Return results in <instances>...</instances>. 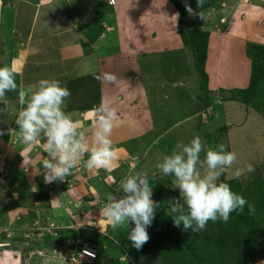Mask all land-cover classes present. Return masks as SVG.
<instances>
[{
	"label": "crops",
	"instance_id": "crops-1",
	"mask_svg": "<svg viewBox=\"0 0 264 264\" xmlns=\"http://www.w3.org/2000/svg\"><path fill=\"white\" fill-rule=\"evenodd\" d=\"M95 1L0 0V67L13 69L17 84V89L7 92L5 100L0 101L3 104L0 106L4 107L0 110V132L4 133L0 135V264H59L66 250L71 257L77 256V244L85 240L97 250L98 243L87 235L105 236L112 230L103 213L108 197L119 193L121 180L140 172L142 167L143 173L150 171L143 165L153 146L161 143V136L157 137L154 131L157 126L162 127L167 116L152 122L160 110L154 91L172 83H141L136 86L135 93L126 98L106 97L96 101L95 96L99 94L98 82L99 85L101 82L109 84L108 81L111 85L113 81L116 85L121 83V75L116 71L119 67L122 71L121 65H131L139 70L138 58L145 53L138 49L150 47V44L144 46L143 42L150 39L153 31L154 34L166 33L174 39L178 13L168 0H123L114 6L115 10H122L125 17L134 13L135 20L122 22L127 24L125 31L113 38L117 32L116 24L110 20L107 25V12L103 20L101 15L95 14ZM104 3L108 4L107 0ZM222 6L221 22L226 26L224 32L215 33L211 42L214 40L215 46L224 43L233 57V65L243 62L234 68L242 69V73L238 74V70L235 72L232 68L229 78L236 80L233 77H238L244 87L249 83L250 74L244 66L242 50L246 41L252 38L254 28L264 23V0H226ZM227 15L230 17L228 24ZM240 28L243 32L238 34L235 29ZM227 37L233 40H227ZM176 45L174 39L170 52L177 50ZM117 58H123L124 62ZM137 73L133 78L138 77ZM108 76L114 79L108 80ZM43 79H57L67 86L71 95L64 110L80 121L79 128L89 138L96 118L93 110L101 102L115 110L119 122L110 139L119 149L115 161L118 167L112 171L88 169L84 166L88 159L85 154L65 181L44 182L45 137L41 135L38 143L27 148L21 143L15 124L18 112L25 107L19 101V92L29 87L35 90ZM191 118L176 119L162 133L167 134L190 122ZM194 127L184 137L173 133L178 138L176 144L185 143ZM148 134H153L154 141L144 150L142 142L137 144L134 140L141 141ZM130 140L135 144L134 149L127 146ZM130 157L138 158L132 170L125 166ZM59 198L60 202H51ZM120 230L117 228L115 232ZM44 248L55 251V256L45 259L37 256L35 251ZM18 254L25 258L20 260ZM84 261L91 262L78 259L74 263Z\"/></svg>",
	"mask_w": 264,
	"mask_h": 264
},
{
	"label": "rangeland",
	"instance_id": "rangeland-1",
	"mask_svg": "<svg viewBox=\"0 0 264 264\" xmlns=\"http://www.w3.org/2000/svg\"><path fill=\"white\" fill-rule=\"evenodd\" d=\"M103 1L106 0L94 2V12L101 15V20H103L105 13H108L107 25H110L108 23L110 20L115 22L117 32L113 38H116L118 37L117 34H122L125 31L127 24L122 22L135 20L133 19L134 13L125 17L122 16V10H115V5H120L123 0H107L108 4ZM168 2L178 13V21L174 31L172 30L175 34L173 36L177 42V50L170 52L173 47V37H169L166 33L154 34L153 31L152 35H149L150 39L146 38L148 41L143 42L144 46L150 44V47L138 49L141 53H145L138 58L139 70L132 68L131 65L127 67L125 64L121 65L122 71L120 67L116 68V71L121 75V83L118 82L119 84L116 85L113 81L111 85V82L108 81L109 84L105 83V85L101 82L99 85L98 82L99 94L95 96L96 101H101L106 97L117 98L122 96L126 98L130 94L133 95L136 86L141 83L143 85L172 83L154 91L158 97L160 110L152 122L167 117L162 122V127L157 126L154 131L157 137L161 136L159 138L161 143L153 146L145 164L143 163L144 168L150 170L144 173L147 174L152 187L151 199L159 203L160 207L155 211V218L151 227L147 229L149 240L140 249L132 247L131 241L127 239L129 229L133 225L129 224L128 227L125 224L120 227V232H115L112 228L105 236L87 235L99 245L96 250L97 260L90 263L84 261L82 264H177L172 258L164 261L157 257L156 246L159 247L161 242L166 245H178L175 247V252L172 249L173 254H179L178 251L187 253V245L184 241L185 231H183L182 226L180 228L174 226L168 212L167 202L173 198H179V190L171 187V181L174 177L164 176L158 170L154 171V168L164 155L171 154L174 149L178 138L172 134L180 133L181 136L179 137H184L194 126L189 135L191 137L184 144H188L194 137H200L204 146V151L200 154L201 159L204 158L209 149L214 150L220 144L224 145L226 151L234 152L237 155V161L231 169L221 176L219 182L228 184L233 192L241 195L247 201L243 210L236 211L238 214L240 213L239 215L246 214L240 221L243 235L246 237L245 246L254 247L261 239L264 240V81L259 80L258 73L255 72L254 68L256 64L251 63L253 58L251 59L252 56L248 55L247 41L242 51L245 58L244 66L247 67L250 79L244 87L239 83L241 80L238 81V77H233L236 80L229 78L231 76L229 71L238 65H242L243 62L233 65V57L228 52L229 49L225 48L224 43L222 45H218V43V46H215L214 40L211 42L212 38L216 37V32H224L226 25L223 26L221 22L223 14L220 12V8L223 7L222 4L226 0H205L204 6L199 9L196 6V0H175L174 4L169 0ZM185 3L193 9V15L188 14ZM109 5L113 7L110 8ZM54 8L57 10V7L54 6ZM229 21L230 17L227 15L226 24ZM179 30H182L186 37H181ZM235 30L238 34L243 32L241 28ZM111 31L113 30L111 29ZM229 34H234V32H229ZM122 40L121 44L124 45ZM135 40L142 42L139 37H135ZM227 40H233V38L227 37ZM250 42L264 46V23L254 28ZM117 60L120 62L124 59L117 58ZM131 70L134 71L131 72ZM237 70L238 74L242 73V69L236 68L235 72ZM135 73L138 77L133 78ZM0 105L3 106V104ZM1 106L0 110L4 108ZM188 117H192L190 122L171 129L167 134L162 133L176 119ZM145 124L142 123V126ZM196 126L198 127L196 128ZM134 141L137 144L142 142L144 150L147 147L149 149L150 144L154 141L153 134H148L141 141L139 139ZM127 146L130 149L135 148V144L131 143V140ZM137 161V157H130L126 159L125 166L132 170ZM249 164L254 168L253 172H245L239 178L233 175L236 168L244 169ZM140 170L143 172V167ZM135 173L137 172L133 174ZM249 206H251L250 209ZM245 211L246 213H244ZM208 230L211 229H208L207 224L200 233H207ZM92 232L95 233V230ZM85 242L90 245L88 241L85 240ZM193 251L195 253L188 254L192 260L191 264L208 263L207 259L202 258L200 260L196 257V248H193ZM39 252L43 253L39 254ZM35 253L43 259L55 256V251L50 252L46 248L37 249ZM237 253L235 252L233 256L235 260ZM17 256L20 260L25 258L21 254ZM61 259L62 262L59 264H67L70 260H65L62 255ZM254 264H264V259Z\"/></svg>",
	"mask_w": 264,
	"mask_h": 264
},
{
	"label": "clouds",
	"instance_id": "clouds-1",
	"mask_svg": "<svg viewBox=\"0 0 264 264\" xmlns=\"http://www.w3.org/2000/svg\"><path fill=\"white\" fill-rule=\"evenodd\" d=\"M204 4L205 0H196L198 9ZM185 9L189 15L194 14L187 3ZM106 78L114 79L111 76ZM16 89L13 69L0 67V101L5 100L7 92ZM70 95L67 86L57 79L40 80L35 90L29 87L19 92V101L25 107L17 114L16 131L21 143L27 148L38 143L41 135L45 137L43 149L47 158H44L43 180L46 184L65 181V177L71 174L85 154L88 159L84 166L88 169L112 171L118 167L115 161L119 149L113 146L110 139L113 128L119 122L115 110L106 107L104 102L93 110L96 118L94 131L89 138L79 128L80 121L74 120L64 110ZM3 134L0 132V135ZM202 151L204 146L197 136L188 144L178 142L171 154L164 155L155 165L159 173L174 177L171 187L179 190V198L167 202L174 226H182L183 231L195 234L203 231L210 221L227 223L230 214L243 210L247 203L228 184L219 182L221 176L237 161V155L226 151L222 144L214 150L209 149L203 159L200 157ZM253 171L254 168L249 164L244 169L236 168L233 175L239 178L245 172ZM118 187L119 193L108 197L103 209L104 217L114 230L125 224L128 227L129 224L133 225L127 239L131 241L132 247L140 249L149 240L147 229L151 227L160 204L151 199L152 187L147 174L143 172L121 180ZM60 199L51 202L58 203ZM77 246L80 250L79 244Z\"/></svg>",
	"mask_w": 264,
	"mask_h": 264
},
{
	"label": "trees",
	"instance_id": "trees-1",
	"mask_svg": "<svg viewBox=\"0 0 264 264\" xmlns=\"http://www.w3.org/2000/svg\"><path fill=\"white\" fill-rule=\"evenodd\" d=\"M169 1L173 4L175 3V0ZM179 33L181 37H186L184 36L182 30H179ZM248 55L250 57L252 56L251 59L253 58L251 63L256 64V66L253 67L255 68V72L258 73L259 80L264 81V46L249 41ZM202 71H204V69H202ZM198 72L201 74L200 70H198ZM244 213H246V211ZM239 214L237 212L231 213L227 223H223L220 220H217L215 223L211 221L208 222V229L211 230H208L207 233L199 232V234H195L190 231L185 232V237H183L186 242L185 244L187 245V253H181L178 251L179 254H173L171 252L172 249L175 252V247L178 245H166L161 242L159 247L156 246L157 257L163 259L164 261H168L172 258V260L177 264H191L192 260L188 254L191 252L195 253L193 248H196L198 253H196V257L200 260L202 258L207 259V264H254L255 262L263 260L264 240L261 239V241L254 247L245 246L246 237L243 235L244 233L241 229L240 221L246 214ZM235 252H238L236 260L233 259Z\"/></svg>",
	"mask_w": 264,
	"mask_h": 264
},
{
	"label": "built area",
	"instance_id": "built-area-1",
	"mask_svg": "<svg viewBox=\"0 0 264 264\" xmlns=\"http://www.w3.org/2000/svg\"><path fill=\"white\" fill-rule=\"evenodd\" d=\"M79 246H80V250L77 251L76 254H78L77 256L71 257V253L66 250L63 254L62 257L66 259H70V262L72 261V263H74L75 261H77L78 259H90V260H94L97 258V253L95 250H93L90 245L88 243L84 242H78ZM43 252H39V254H42Z\"/></svg>",
	"mask_w": 264,
	"mask_h": 264
}]
</instances>
